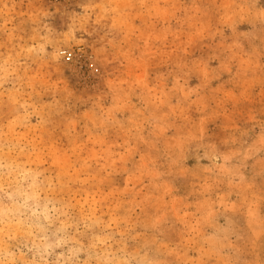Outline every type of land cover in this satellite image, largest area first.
Instances as JSON below:
<instances>
[{"label": "rangeland", "instance_id": "1", "mask_svg": "<svg viewBox=\"0 0 264 264\" xmlns=\"http://www.w3.org/2000/svg\"><path fill=\"white\" fill-rule=\"evenodd\" d=\"M0 264H264V0H0Z\"/></svg>", "mask_w": 264, "mask_h": 264}, {"label": "built area", "instance_id": "2", "mask_svg": "<svg viewBox=\"0 0 264 264\" xmlns=\"http://www.w3.org/2000/svg\"><path fill=\"white\" fill-rule=\"evenodd\" d=\"M62 57L65 62H70L72 61L74 57V53L70 50H63L62 52Z\"/></svg>", "mask_w": 264, "mask_h": 264}]
</instances>
